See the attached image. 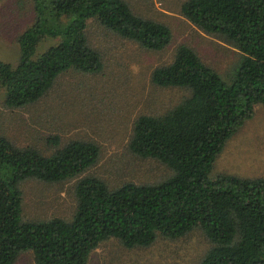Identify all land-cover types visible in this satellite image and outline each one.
<instances>
[{"label": "trees", "instance_id": "1", "mask_svg": "<svg viewBox=\"0 0 264 264\" xmlns=\"http://www.w3.org/2000/svg\"><path fill=\"white\" fill-rule=\"evenodd\" d=\"M33 11V24L16 41L18 62L0 61L8 108L37 103L69 71H102L101 55L88 45L89 20L148 51H160L171 40L166 25L135 15L124 0H33ZM180 11L192 25L234 46L242 59L227 83L181 45L171 63L152 72L154 85L188 96L161 115L139 116L128 148L157 159L171 177L111 188L89 176L74 186L69 222L24 221L22 181L70 180L97 162L100 149L80 140L60 146L54 136L46 140L53 148L47 155L0 136V264H14L27 251L35 264H86L111 237L131 249L158 237L179 239L195 228L210 244L199 264H264V179L210 176L227 140L255 105H264V0H186ZM46 41L54 44L40 52Z\"/></svg>", "mask_w": 264, "mask_h": 264}, {"label": "rangeland", "instance_id": "2", "mask_svg": "<svg viewBox=\"0 0 264 264\" xmlns=\"http://www.w3.org/2000/svg\"><path fill=\"white\" fill-rule=\"evenodd\" d=\"M132 12L166 25L171 32L167 47L148 51L109 32L97 21L87 22L88 45L101 55L103 69L94 75L69 71L59 76L37 103L8 108L0 88V136L18 147H34L49 155L47 138L58 136L60 146L72 140L91 141L100 149L97 162L81 175L60 183L26 179L20 183L24 221L59 218L69 222L75 211L74 186L83 178L97 177L111 188L125 183L154 185L172 171L154 158H141L128 148L133 125L141 115H161L188 96L178 88L151 82L152 72L172 62L179 46L191 48L225 82L231 81L242 59L226 40L192 25L181 14L186 0H124ZM34 22L33 0H0V61L18 62L19 35ZM54 44L46 41L40 52ZM232 175L264 179V105L227 140L217 155L210 176ZM210 244L195 228L182 238L158 237L147 247L125 248L111 237L93 250L86 264H199ZM14 264H35L29 251Z\"/></svg>", "mask_w": 264, "mask_h": 264}]
</instances>
